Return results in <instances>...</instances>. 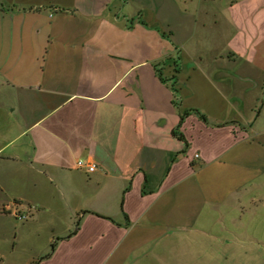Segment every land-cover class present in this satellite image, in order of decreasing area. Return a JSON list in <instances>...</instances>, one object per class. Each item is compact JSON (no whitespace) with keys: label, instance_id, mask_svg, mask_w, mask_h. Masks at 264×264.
<instances>
[{"label":"crops","instance_id":"0c3cea01","mask_svg":"<svg viewBox=\"0 0 264 264\" xmlns=\"http://www.w3.org/2000/svg\"><path fill=\"white\" fill-rule=\"evenodd\" d=\"M17 212L57 235L27 264H264V0L0 1Z\"/></svg>","mask_w":264,"mask_h":264},{"label":"rangeland","instance_id":"374dc122","mask_svg":"<svg viewBox=\"0 0 264 264\" xmlns=\"http://www.w3.org/2000/svg\"><path fill=\"white\" fill-rule=\"evenodd\" d=\"M8 1L15 4L18 0ZM23 215L26 217L25 220L0 218V264H27L35 256V252L44 254L50 251L57 238L55 237L57 235L53 238L49 235L53 223L43 218L33 219L30 212ZM66 225V223H60L58 232L65 233ZM15 233H17V239L13 238Z\"/></svg>","mask_w":264,"mask_h":264},{"label":"built area","instance_id":"2783aa9c","mask_svg":"<svg viewBox=\"0 0 264 264\" xmlns=\"http://www.w3.org/2000/svg\"><path fill=\"white\" fill-rule=\"evenodd\" d=\"M76 165H77L78 168L86 167L87 171L90 172V173L94 172L95 169H96L95 165H93V164H86L85 165L82 161H78L76 163ZM15 217H16V219H21V220H25L26 219V217L23 214H20L18 212L15 213Z\"/></svg>","mask_w":264,"mask_h":264},{"label":"trees","instance_id":"16d2710c","mask_svg":"<svg viewBox=\"0 0 264 264\" xmlns=\"http://www.w3.org/2000/svg\"><path fill=\"white\" fill-rule=\"evenodd\" d=\"M187 113H188V112H185V113L181 116L180 124L182 123L183 118H184L185 115H187ZM199 116H200V119H201L202 121H204V122L207 123V120H206V118H205L203 115H200V114H199ZM172 134H173L174 136H176L178 139L184 141V137H183L181 134L178 133V130H177V129H176V130H173V131H172ZM72 234H73V233H72ZM54 246H55V244L53 243L52 246H51V248H54Z\"/></svg>","mask_w":264,"mask_h":264}]
</instances>
